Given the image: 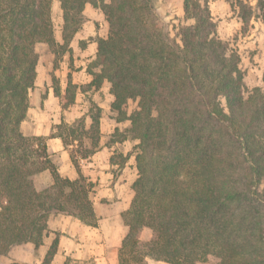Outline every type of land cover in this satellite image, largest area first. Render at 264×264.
Masks as SVG:
<instances>
[{"label": "trees", "instance_id": "1", "mask_svg": "<svg viewBox=\"0 0 264 264\" xmlns=\"http://www.w3.org/2000/svg\"><path fill=\"white\" fill-rule=\"evenodd\" d=\"M56 1L62 44L52 21ZM87 4L108 25V36L96 38L93 65L100 71L88 69V88L109 84L115 119L128 123L124 133L138 140L119 264H264V92L248 91L241 57L219 38L208 0H183L189 24L178 26L164 22L155 0H0V264L15 246L40 248L51 218L98 226L95 184L80 161L99 148L102 110L90 116L89 128L84 120L75 127L63 119L49 137L22 131L42 47L54 62L72 53ZM237 4L246 29L253 9ZM257 8L263 10L264 0ZM76 89L70 75L63 96L55 86L63 111L74 104ZM130 101L137 110L129 114ZM50 138L75 148V180L58 173ZM46 171L49 185L39 181ZM144 229L151 231L147 242L140 238ZM59 235L43 264L52 263Z\"/></svg>", "mask_w": 264, "mask_h": 264}, {"label": "crops", "instance_id": "2", "mask_svg": "<svg viewBox=\"0 0 264 264\" xmlns=\"http://www.w3.org/2000/svg\"><path fill=\"white\" fill-rule=\"evenodd\" d=\"M84 15L89 18L85 23L88 26H90V22L94 23V21L100 22L101 26L104 22L107 25L102 13L89 4L86 5ZM83 33L84 31L82 30L78 32L69 47L72 50L71 54L73 55L75 70L70 69L66 57L61 62L60 69H54L53 66H49L48 68L49 71L58 75L56 76L58 79L61 78L60 93L62 96L67 88L69 75L71 76L72 84L80 90L81 95L84 96L90 93L87 87L92 82L93 76L89 73L86 66L95 59L96 41H87V45L84 48L78 47L79 41L87 40L90 37L84 36ZM99 37L106 38L101 34H99ZM58 43L62 44L61 41H58ZM65 72L67 73V80L64 79ZM38 84L39 69L35 86H38ZM83 86L86 88V92L82 91ZM109 88L108 83H104L99 89L91 88L94 94L93 101L98 104L103 112L100 119L102 139L105 136L111 135L121 125V123L117 122L114 113L111 111V104L105 105L101 101L103 100V95H105V98L110 103H113L114 97L108 91ZM45 90L47 100H39L33 106L30 105L27 119L22 125L23 129L25 124L30 128L28 131L30 133H27L29 136L49 137L55 133V125L61 124L63 119L64 122H74L87 112V103L78 99L66 111H63L62 100L55 96L54 89L51 87L48 88L47 85ZM100 144L102 145L103 143ZM117 145L119 144H110L109 147L102 148L103 150L101 152L97 151L91 159L80 161L83 174L90 179L96 178V181L100 183L99 199L94 203L95 212L99 219L98 226L96 228L85 226L79 220L66 215L51 218L48 223L49 229L43 245L38 249L30 243L13 247L9 252V263L43 264L51 244L57 237V233H59L57 253L51 264H64L67 259L74 260L78 263L90 261L92 264H119V249L127 233V229L121 224V215L130 208L134 198V192L132 190V182L121 184L119 181L115 182L113 177L110 178V181L109 178H104L106 174L104 170L109 167L104 162L105 155L109 150L116 149ZM47 147L50 158L56 166L58 173L63 178L70 180L78 178V172L72 162L70 151L64 147L62 141L59 138H50L47 140ZM102 175L103 177L100 179L97 177ZM42 178H45L46 182L44 184L46 185H49L52 181L51 174L48 171L39 176V180ZM113 218L114 220L117 219V222L111 225L108 221ZM148 263L167 264L151 260Z\"/></svg>", "mask_w": 264, "mask_h": 264}, {"label": "rangeland", "instance_id": "3", "mask_svg": "<svg viewBox=\"0 0 264 264\" xmlns=\"http://www.w3.org/2000/svg\"><path fill=\"white\" fill-rule=\"evenodd\" d=\"M210 10L212 13V17L214 22L217 25L218 36L223 41L230 44V46L235 49L241 57V68L245 74V85L248 91L254 88H261L264 92V8L263 10H259L257 8V0H208ZM243 1L244 3L251 6L253 9L254 18L251 20V23L248 28L244 29L243 23L241 21V9L238 6L237 2ZM155 5L160 14L161 18L164 22L170 24V26L179 24L186 25L189 24L188 21L184 20V13H183V0H155ZM89 19L86 15H84V22L79 30V32L84 31V36H90L89 39L84 41H79L78 47L84 48L87 45V41H96V38L99 37V34L102 36H108V25L105 22L100 25V22L94 21V23L90 22V26L85 24ZM105 20V19H104ZM52 21L54 27V35L56 41L62 42V31H63V15L60 9L59 2H54L52 6ZM86 25V26H85ZM88 26V27H87ZM96 33H98L96 35ZM76 36V35H75ZM74 36V38H75ZM73 38V39H74ZM72 39V41H73ZM71 41V42H72ZM60 44V43H59ZM41 58L37 67V71L39 69V84L35 86L30 91V105L39 100H47V93L45 87L48 88H55L59 87L61 91V78H57L56 73L49 71V66H53L54 69H60L61 62L63 61L64 57H66L67 62H69V67L71 70H75L72 58L73 55L71 53H65L61 56L57 62H54L55 57L47 56L45 54L46 47H42L41 49ZM95 60V59H94ZM93 62L87 64V69H91L93 71L99 72V68H95ZM65 80L66 78V72ZM64 76V75H63ZM38 77V76H37ZM55 80V81H54ZM89 94L81 95L80 90L76 89L75 100L78 99L82 102L87 103V112L85 115L81 116L79 119H76L74 122H65L69 125L77 126L78 123L82 120L85 121L86 127L89 128L90 126V116L97 114V108H99L98 104L93 101V92L92 89L88 88ZM82 91L86 92V88L83 86ZM109 91V90H108ZM107 92V91H106ZM92 93V96H91ZM102 103L105 105H110L109 100L105 98L103 95ZM59 100V99H55ZM137 110V102L130 101L128 107V113H132ZM112 111V110H111ZM103 112H101L102 115ZM114 113V112H113ZM89 116V119H88ZM114 117L116 118V114L114 113ZM64 118V117H63ZM60 124L55 125V133L57 132V126ZM54 126V125H53ZM129 128L128 123H121L119 129V133L113 132L109 136H105L102 139L101 135V142L102 145H99L98 152L102 151L104 147H109L110 144L118 143L119 145L116 146V149L109 150L106 153L104 162L109 167L104 171L106 174L104 178L113 177L115 182L119 181L121 184L126 182H134L137 178V170L135 165V147L138 144V140L134 139L132 135H126L124 132ZM29 127L27 124L24 125V129L22 128L23 133L26 136L28 134ZM28 133V134H27ZM76 144V143H75ZM84 146L88 147V140H84ZM103 148V149H102ZM74 147H69L68 150L70 151V155L73 154ZM106 151V150H105ZM128 158L126 163L124 164L123 168L121 169L122 162ZM80 169L82 171L81 165ZM83 173V172H82ZM84 175V174H83ZM85 176V175H84ZM86 177V176H85ZM99 179L103 177L97 176ZM90 179L89 177H87ZM95 184V192L92 196L93 203L97 202L99 197V181L95 179H90ZM40 183H45V178L39 180ZM104 202V200H103ZM122 219V218H121ZM117 222V219L114 220L110 219L108 223L114 225ZM123 225V222L121 221ZM140 238L143 242H147L151 239V231L148 229H144L140 235ZM9 254L7 255V257ZM4 259L3 264H11L9 263V257ZM71 260V259H70ZM13 264V263H12ZM70 264H92L90 261L85 263H78L74 260H71ZM149 264V263H148Z\"/></svg>", "mask_w": 264, "mask_h": 264}]
</instances>
